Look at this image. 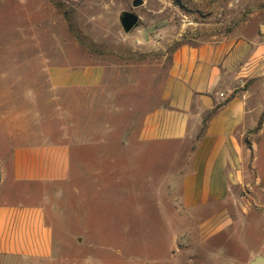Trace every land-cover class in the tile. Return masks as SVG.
<instances>
[{
  "label": "rangeland",
  "instance_id": "obj_1",
  "mask_svg": "<svg viewBox=\"0 0 264 264\" xmlns=\"http://www.w3.org/2000/svg\"><path fill=\"white\" fill-rule=\"evenodd\" d=\"M134 1L0 0V121L38 106L50 139L72 147L74 188H65L60 205L56 264L264 258V0H141L133 8ZM125 12L138 17L129 33ZM239 39L261 47L254 77L236 89L249 111L241 182L217 206L186 210L170 178L190 146H143L135 135L159 105L174 50ZM92 65L104 73L97 89L46 85L47 67ZM210 216L217 218L205 223Z\"/></svg>",
  "mask_w": 264,
  "mask_h": 264
},
{
  "label": "crops",
  "instance_id": "obj_2",
  "mask_svg": "<svg viewBox=\"0 0 264 264\" xmlns=\"http://www.w3.org/2000/svg\"><path fill=\"white\" fill-rule=\"evenodd\" d=\"M257 43L180 46L171 54L159 105L142 116L136 143L190 146L170 178L186 210L217 206L241 182V131L249 111L236 89L243 78L254 77ZM103 74L98 65L84 71L47 67L45 80L53 90L97 89ZM37 107L0 121V264H56L63 246L57 223L65 188L73 187L72 147L65 139H50Z\"/></svg>",
  "mask_w": 264,
  "mask_h": 264
},
{
  "label": "water",
  "instance_id": "obj_3",
  "mask_svg": "<svg viewBox=\"0 0 264 264\" xmlns=\"http://www.w3.org/2000/svg\"><path fill=\"white\" fill-rule=\"evenodd\" d=\"M132 5L133 8H137L142 5V1L135 0ZM137 23H138V17L135 14L131 12L123 13L121 17V25L125 33H129L132 29H134ZM262 31L264 32V29ZM250 264H264V258L256 257Z\"/></svg>",
  "mask_w": 264,
  "mask_h": 264
},
{
  "label": "built area",
  "instance_id": "obj_4",
  "mask_svg": "<svg viewBox=\"0 0 264 264\" xmlns=\"http://www.w3.org/2000/svg\"><path fill=\"white\" fill-rule=\"evenodd\" d=\"M220 97H223V95H220Z\"/></svg>",
  "mask_w": 264,
  "mask_h": 264
},
{
  "label": "bare ground",
  "instance_id": "obj_5",
  "mask_svg": "<svg viewBox=\"0 0 264 264\" xmlns=\"http://www.w3.org/2000/svg\"><path fill=\"white\" fill-rule=\"evenodd\" d=\"M264 29V27H262V30Z\"/></svg>",
  "mask_w": 264,
  "mask_h": 264
}]
</instances>
